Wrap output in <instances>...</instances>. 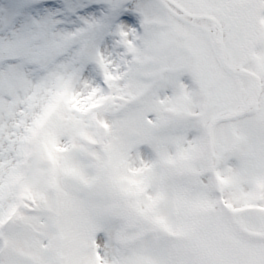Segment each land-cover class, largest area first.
<instances>
[{"label":"snow or ice","instance_id":"snow-or-ice-1","mask_svg":"<svg viewBox=\"0 0 264 264\" xmlns=\"http://www.w3.org/2000/svg\"><path fill=\"white\" fill-rule=\"evenodd\" d=\"M0 264H264V0H0Z\"/></svg>","mask_w":264,"mask_h":264},{"label":"rangeland","instance_id":"rangeland-1","mask_svg":"<svg viewBox=\"0 0 264 264\" xmlns=\"http://www.w3.org/2000/svg\"><path fill=\"white\" fill-rule=\"evenodd\" d=\"M204 139L200 138L198 147L192 152L187 159H176L166 163V167L173 171V174L178 175L181 171H189L195 169H203L206 167L204 154ZM178 245L186 243L185 237L177 235L175 237Z\"/></svg>","mask_w":264,"mask_h":264}]
</instances>
